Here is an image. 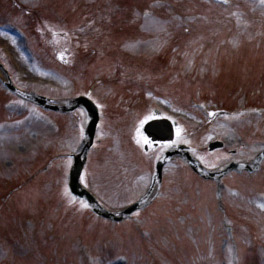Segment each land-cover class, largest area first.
<instances>
[{
    "label": "rangeland",
    "instance_id": "obj_1",
    "mask_svg": "<svg viewBox=\"0 0 264 264\" xmlns=\"http://www.w3.org/2000/svg\"><path fill=\"white\" fill-rule=\"evenodd\" d=\"M19 2L28 9L36 10L37 13L31 12L26 16L16 7L9 6L10 2L7 1L0 2V9L5 14L8 13L6 18L13 21L21 20L20 23L33 34V43L41 53L39 62L27 57L24 42L15 36H9L5 31L7 28H0V58L11 64L14 79L21 88L47 94L52 98L69 99L84 95L92 82L90 79L93 78L95 81L97 76L108 77H104L99 84L114 79L125 83L100 85V88L92 93V97L101 104L105 112L106 122L99 129L97 137L103 139L102 144L108 151L106 160L98 163L100 167L96 165L97 163L89 165L86 172L88 179L85 182L92 189L95 188L93 180L96 179L98 196H101L105 208L121 211L141 199L149 190L153 164L148 163L146 156L141 153V162L138 161V165L130 162L133 160L130 159V155L131 157L136 155L128 151L131 150L129 142L119 131V127L125 123L132 134L136 127L141 126V121L149 117V112L137 116L136 121L132 118L129 130L126 121L127 110L121 107L117 109L121 112L116 115L110 106L104 104L111 99L110 104L124 98V105L131 103L133 109V104H136L137 110L143 112L144 103L140 101L144 98L140 94H134L139 93L134 91L142 85L146 86L145 101L176 120L181 129H185L186 134H192L188 141L197 148L203 149L212 141L224 140L231 148L245 143L243 146L246 147L245 151L248 150L252 156L264 150L263 117L257 118L256 113L249 109L235 117V120L220 118L218 119L220 122L209 124L207 127V118L204 116L206 113L201 111L200 107L182 99L185 93L180 91L179 86L182 87L181 84L185 81L179 82L176 79V83L169 80L172 78L169 69L174 66L181 67L190 75L195 68L198 69L193 71L196 77L205 76L207 80V75H211L212 83L217 86L209 87L205 92L196 91L190 97L192 100H202L206 97L213 101V96L208 93L217 95L220 89L222 96L219 95L216 100H227L223 103L229 108H240L249 104L264 105V12L260 11L264 6L255 3L256 7L252 8L244 4L243 11L234 9L229 12L219 11L212 5L207 7L192 0H19ZM200 15L203 16L201 20L199 19L201 23L192 22L189 25L183 23V17L193 21ZM0 23L3 24L4 21L0 20ZM186 27L190 33L185 31ZM209 43H212L211 47L207 48ZM54 46L60 51L68 52L65 64H69V69L65 67L62 69L60 66L55 68L62 70L61 72L44 69L53 63L51 53H56ZM135 52L141 54V57L133 58ZM197 54L201 57L198 58ZM131 75L135 77L130 78ZM155 80H159L166 90L158 86ZM215 88L218 89L211 91ZM245 95H248V98H245ZM0 99L3 101L1 93ZM16 101V105L8 108L9 113L6 115L11 120L17 116H22L21 119L9 121L0 129L2 245L0 264H45L47 259L42 256V253L45 254L44 246L48 247V253L55 257L52 261L54 263L56 261L57 264H84L83 256L86 253L88 255L98 253V250L101 253L100 248L103 249L101 255L104 256L101 260H96L97 264H122L119 261L115 262V257L123 249L130 252L131 264L146 263L149 257L157 264H200L202 260H215V254L207 252L206 245L208 250L210 244L217 245L221 221L214 219L211 232L207 227H204L205 231L196 228L199 222H207L210 219L209 213H216V207L210 211L211 207H208L215 206L214 191L207 190L204 196L196 195L195 214L194 207L187 198L181 206L174 209L171 204L173 199L166 200L167 196H164L155 201L149 211L138 215L139 220H143L146 226L148 225L144 219L147 217L148 223L154 225L156 230L150 232L148 239H142L138 233L137 237L146 249L142 252V245L139 242L135 245L134 235H131L133 228L129 225L115 228L107 226L108 222L105 223L107 225L97 224L95 219L89 216L85 218L83 216L85 213H73L74 202L67 203L71 211L65 213L67 207L59 208L62 203L61 193L53 191L54 188L50 189V178L46 186L44 184L40 186L41 177L37 178V183L23 187L10 198V203L4 206L2 203L4 193H7L10 187L17 186L20 179L26 178L34 171L36 165H40L34 164L33 161L38 157L37 163L42 158V153H46L47 148L51 149L49 145L55 141L51 135L56 134V129L50 124L34 119V114L39 113L38 108L23 99ZM116 106L118 105L112 107L117 108ZM241 116L245 118L242 119ZM57 117L51 114L50 123ZM80 118L79 121L74 116L63 119L62 122L66 126L63 131L68 132L71 139L74 137L72 141L75 143L72 146V142L69 141V147H63L64 150L67 148L77 150L87 123L84 112H80ZM237 125L239 127H235ZM250 132L259 137L250 138ZM110 136L116 145L111 146V142L106 145L104 139ZM152 148V145H149L150 154L147 157L157 161L163 152L160 154V147L156 151H152ZM202 156L208 157L205 161H211L223 154L216 152L208 156L205 153ZM91 160L90 164L98 159ZM227 161L230 162L232 159ZM227 161L224 160L218 165L222 166ZM180 162L173 161L165 166L166 185L170 193L173 178L176 180L178 175L182 174ZM145 169L148 173L144 172ZM51 174H56V170ZM183 174L181 180L188 176L187 172ZM48 177L49 175L45 178ZM58 178L59 186L63 189L67 182L66 173ZM178 188L179 186H176V189ZM245 192L243 191V196ZM243 196H229L230 199H235L233 201L239 211L237 219L240 224L237 230L242 238L238 251L229 248L228 258L232 261L228 264H263V251L251 250L253 241L251 236L246 234L249 232L247 229L250 228L249 223L257 225L259 232L264 234V216L257 215L264 209L262 207L264 199L256 202L252 198L246 200ZM50 200H56V204H51ZM23 205L21 212L26 214L41 215L46 208V214H42L45 218H42L39 224L33 222L28 226L24 219L16 215L17 210ZM187 231L191 233L190 236ZM37 238H41L43 246L37 243ZM207 239L210 244L205 241ZM120 241H123V249L119 247ZM187 242L192 249L185 248ZM61 243L65 245L63 250L59 247ZM81 243H85V246L80 252L78 250ZM224 248L217 247L219 250ZM232 251H237L235 252L237 262L233 261L235 255Z\"/></svg>",
    "mask_w": 264,
    "mask_h": 264
},
{
    "label": "water",
    "instance_id": "obj_2",
    "mask_svg": "<svg viewBox=\"0 0 264 264\" xmlns=\"http://www.w3.org/2000/svg\"><path fill=\"white\" fill-rule=\"evenodd\" d=\"M78 102L89 105L86 101L85 102H83V100L81 101V99L78 100ZM87 107L89 108V106H87ZM90 112H91L92 116H94L96 119V113L94 112V110L92 108H91ZM73 168L74 169L72 171V183H71L72 189L80 195H83V193H85L89 197V199L93 200L91 195L88 192H86L85 190L81 189V187L78 183V178H79L81 168H82V164L78 163V158H77V162ZM125 213H127V212H125ZM107 216H111V215L107 214Z\"/></svg>",
    "mask_w": 264,
    "mask_h": 264
},
{
    "label": "snow or ice",
    "instance_id": "obj_3",
    "mask_svg": "<svg viewBox=\"0 0 264 264\" xmlns=\"http://www.w3.org/2000/svg\"><path fill=\"white\" fill-rule=\"evenodd\" d=\"M153 118H154V117H145V119H144L143 121H141V127H143V125H144L145 123H147V121H148L149 119H153ZM178 134H179V130H178ZM138 135H139V134H138ZM143 139H144V142H145V143L148 142L147 137H143ZM137 142H138V143L140 142L139 139H138ZM82 206H83L84 208H87V207H88L87 203H84V202H82ZM262 207H264V205H262Z\"/></svg>",
    "mask_w": 264,
    "mask_h": 264
}]
</instances>
